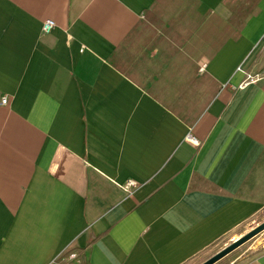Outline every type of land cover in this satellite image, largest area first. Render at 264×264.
Wrapping results in <instances>:
<instances>
[{
  "label": "crops",
  "instance_id": "1",
  "mask_svg": "<svg viewBox=\"0 0 264 264\" xmlns=\"http://www.w3.org/2000/svg\"><path fill=\"white\" fill-rule=\"evenodd\" d=\"M229 4L0 0V264H188L264 210V0Z\"/></svg>",
  "mask_w": 264,
  "mask_h": 264
},
{
  "label": "rangeland",
  "instance_id": "2",
  "mask_svg": "<svg viewBox=\"0 0 264 264\" xmlns=\"http://www.w3.org/2000/svg\"><path fill=\"white\" fill-rule=\"evenodd\" d=\"M229 5L234 12V19L236 21H242L243 18L256 10V3L258 0H228ZM264 222V210L256 217L245 223L241 227V233H231L224 237L218 243L210 246L206 251L202 252L198 257L188 264H201L215 253L229 245L233 240L241 237L249 232L257 225ZM264 253V230L253 236L251 239L240 245L238 248L230 252L228 255L217 261L215 264H244L250 259ZM70 255V252H66V256Z\"/></svg>",
  "mask_w": 264,
  "mask_h": 264
},
{
  "label": "water",
  "instance_id": "3",
  "mask_svg": "<svg viewBox=\"0 0 264 264\" xmlns=\"http://www.w3.org/2000/svg\"><path fill=\"white\" fill-rule=\"evenodd\" d=\"M264 230V222L257 225L253 229H251L246 234L242 235L241 237L233 240L229 245L215 253L213 256L208 258L206 261L202 262L201 264H215L217 261L228 255L230 252L238 248L240 245L251 239L253 236L257 235L261 231Z\"/></svg>",
  "mask_w": 264,
  "mask_h": 264
},
{
  "label": "built area",
  "instance_id": "4",
  "mask_svg": "<svg viewBox=\"0 0 264 264\" xmlns=\"http://www.w3.org/2000/svg\"><path fill=\"white\" fill-rule=\"evenodd\" d=\"M56 25L55 21L52 20V19H48L44 22L43 24V30L44 31H50L54 26ZM1 103L2 104H6L7 103V97H3L1 99ZM192 140L194 141H197L195 140L194 137H190ZM141 186V183H139L138 181H136L135 179H129L126 184L124 185V188L126 190H128L129 192H133L135 191L136 189H138L139 187Z\"/></svg>",
  "mask_w": 264,
  "mask_h": 264
}]
</instances>
